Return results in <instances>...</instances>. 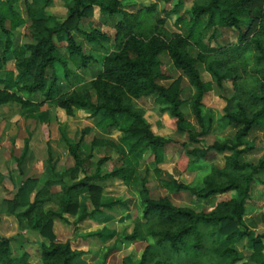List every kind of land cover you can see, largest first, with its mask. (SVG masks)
Wrapping results in <instances>:
<instances>
[{"label": "trees", "instance_id": "1", "mask_svg": "<svg viewBox=\"0 0 264 264\" xmlns=\"http://www.w3.org/2000/svg\"><path fill=\"white\" fill-rule=\"evenodd\" d=\"M63 1L66 18L57 22L41 16L53 0H0V70L9 59L15 67L0 74V107L17 104L28 109L49 104L67 116L83 111L96 121L101 137L86 143L84 129L75 142L63 137L73 166L62 173H55L52 167L44 181L26 177L13 182L11 197L0 202V223L2 215L11 216L40 236L37 264H85V252L74 249L72 241H56L53 222L76 230L78 224L95 221L104 211L127 210L128 200L107 190V181L117 179L136 192L142 215V222L137 221L122 241L133 243L144 237L152 241L135 264H237L236 245L243 240L251 246L246 263L264 264V232L254 233L244 221L252 184L264 186V156L255 165L244 161L252 150L247 138L264 131V0H193L183 14L178 9L184 0H177L163 19L153 16L154 6L129 11L121 0ZM161 1L170 4L173 0ZM94 13L98 14L96 23ZM173 14L177 15L174 25L178 32L164 29L165 19ZM27 22L26 37L31 43L15 46L12 33ZM84 24L87 31L81 27ZM102 27L112 29L113 36ZM219 29L235 31L236 42L212 46ZM77 35L90 45V53H85ZM57 38H63L64 53L55 43ZM162 56L180 73L168 86L159 83L167 80L161 69ZM94 63L101 67L92 79L74 88L69 65L85 72ZM203 72L209 81L202 79ZM227 81L232 90L224 99L221 120L234 130V140L190 148L189 143L200 145L212 127L210 120L205 125L204 96L214 90L225 92ZM40 96L42 101L37 103ZM148 97L160 114L168 116L173 130L187 135V142L180 144L177 170L193 169L210 152L223 155V166H212L201 187L185 185L158 167L175 142L152 131L145 111L137 105ZM186 106L197 125L183 112ZM112 131L122 136L117 141L108 138ZM98 148L117 154L116 166L106 173L102 168L111 159H95ZM28 152L29 139H25L15 160L20 174ZM147 152L150 164L144 158ZM151 175L166 196H152ZM4 180L0 173V185ZM229 192L236 196L218 202L208 212L176 206L169 198L188 193L196 201L206 202ZM47 205L57 210H46ZM68 217L75 220L70 222ZM254 223L264 225V214H257ZM102 236L92 232L81 238ZM0 264L31 262L26 252L14 256L11 239L0 237Z\"/></svg>", "mask_w": 264, "mask_h": 264}, {"label": "rangeland", "instance_id": "2", "mask_svg": "<svg viewBox=\"0 0 264 264\" xmlns=\"http://www.w3.org/2000/svg\"><path fill=\"white\" fill-rule=\"evenodd\" d=\"M127 10L135 11L138 8H146L154 6L153 16L165 18L164 12H168L176 3L173 0L170 4H165L161 0H121ZM193 0H184L178 9V14H183L190 9ZM22 8V4L19 5ZM41 16H48L51 19L62 22L66 18V4L63 0H53L52 6L45 8ZM175 14L166 18L164 29L170 32H178V27L174 25L176 20ZM95 23L98 21V14L94 13ZM19 28L12 33L13 44L24 45L31 43L26 37V28ZM83 30H88V25L81 26ZM103 31H107L110 36H113L114 31L108 27H102ZM237 33L229 29H219L217 32V43H211L212 46L224 45L226 43H235ZM78 42L82 45L85 53H90V45L85 41L83 36L77 35ZM56 45L65 52V44L63 38L55 40ZM162 72L167 77V80L160 81L163 86H168L180 73L174 69L167 56H162ZM71 85L74 88L89 82L94 72L100 69V64L94 63L93 67L87 71L73 70ZM6 69H15L14 62L8 60L6 66L0 70L2 75ZM57 74L62 78V69L55 66ZM202 79L209 81L210 77L206 72L202 73ZM65 84V83H64ZM67 84V83H66ZM68 86V85H67ZM185 93H187V82L183 80ZM225 92L214 90L206 94L203 98V115L205 125L210 120L212 127L207 137L200 145L189 143L190 148L207 147L214 142H223L226 139L234 140V130L224 121L223 108L225 106L224 99L231 93V83H224ZM42 101L40 96L37 103ZM138 107L145 111V117L151 125L152 131L159 136L173 140L175 143L166 149L163 161L158 165L161 170L170 173L177 181L189 185L191 187H201L203 178L211 171L212 166H223V155L210 152L205 160L199 162L193 169L183 173L175 168L176 161L179 157L180 144L187 142L186 133H178L173 130L170 119L167 115H162L158 111V106L154 104L153 98L148 97L137 102ZM188 120L193 124L196 121L190 114L188 106L183 109ZM96 121L92 120L83 111H74L73 116H67L65 112L53 105L43 104L33 106L28 109H21L17 104H10L0 107V173L5 176V180L0 185V202L4 198H9L14 189V183H18L26 177H35L40 181L49 178L51 168H54L55 173H62L67 168L73 166V160L68 153L67 146L63 137L69 141H77L82 129L86 130L85 142L90 143L94 137H101L95 127ZM63 135V136H62ZM122 134L118 131H112L108 138L118 140ZM29 139V152L21 165L20 174L16 166L15 160L20 156L24 140ZM252 150L244 156V161L250 164H257L258 160L264 156V131H255L247 138ZM50 150V156L48 155ZM95 159L109 157L111 160L106 162L102 168V172L106 173L116 166L117 154L109 149L102 148L94 151ZM147 163L152 162L150 154L147 152L144 155ZM149 187L153 197L166 196L167 193L160 189L153 177L149 178ZM58 188H55V190ZM107 190L128 200V209L114 208L110 211H104L100 216H97L95 221H85L78 224L77 229L73 230L71 225L62 223L58 220L53 222V232L57 242L72 241L74 249L85 252L82 257L85 264H135L139 261L144 247L152 241L149 237L138 239L133 243L122 241L127 235H130L137 221H141V210L139 199L134 190L127 189L121 185V181L110 179L107 181ZM236 196L235 192H229L223 195H218L206 202H199L188 193H179L170 195L172 203L179 207L190 208L196 212H208L218 202L228 200ZM87 209H91V205L86 200ZM47 209L55 210L54 206L47 205ZM246 216L244 221L248 228L253 229L254 233L261 234L264 232L263 224H255V216L264 214V186L258 183H253L250 194V201L246 206ZM4 220L0 224V236L11 239V248L14 256L26 252L30 256L31 264L39 262V247L41 241L40 236L27 230L23 225H19L13 218H7L3 215ZM69 221L75 220V217H68ZM142 222V221H141ZM101 232L102 237L87 238L83 240L81 236L92 233ZM217 241V239H216ZM240 262L237 264H248V257L251 251L250 244L243 240L236 245ZM106 257L104 258V256Z\"/></svg>", "mask_w": 264, "mask_h": 264}, {"label": "crops", "instance_id": "3", "mask_svg": "<svg viewBox=\"0 0 264 264\" xmlns=\"http://www.w3.org/2000/svg\"><path fill=\"white\" fill-rule=\"evenodd\" d=\"M52 206H54V205H52ZM54 209L55 210H57V207H55L54 206ZM46 210H51L50 208H48L47 209V207H46ZM55 210H52V211H55ZM4 216L2 215V218H1V222L4 220V218H3ZM7 218H9V217H11V216H6ZM14 218V217H13ZM15 219V218H14ZM16 220V219H15ZM1 224V223H0ZM24 226V225H23ZM30 233H32L33 234V232L31 231ZM34 235V234H33ZM0 237H2V236H0ZM4 238H5V236H3Z\"/></svg>", "mask_w": 264, "mask_h": 264}]
</instances>
